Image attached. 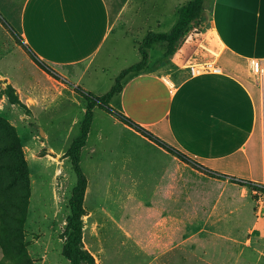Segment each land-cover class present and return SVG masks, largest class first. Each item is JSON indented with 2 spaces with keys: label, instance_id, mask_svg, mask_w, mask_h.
I'll use <instances>...</instances> for the list:
<instances>
[{
  "label": "crops",
  "instance_id": "crops-1",
  "mask_svg": "<svg viewBox=\"0 0 264 264\" xmlns=\"http://www.w3.org/2000/svg\"><path fill=\"white\" fill-rule=\"evenodd\" d=\"M185 2L169 0L149 13L146 0H0V17L72 87L69 101L80 107L73 87L94 95L110 89L118 74L103 75L106 55L135 21L169 31ZM210 7L207 24L222 48L242 61H264V0H212ZM147 27L142 38L152 31ZM190 35L171 59L175 64L191 52ZM177 66L166 74L129 73L109 105L189 162L94 108L111 119L95 124L93 112L80 152L82 246L96 264L115 245L121 264H264V208L245 184L261 182L264 171L254 85L225 71L191 76ZM88 74L94 78L87 87L82 80ZM37 91L44 99V89ZM64 95L61 89L54 98ZM76 121L58 144L41 131L48 152L63 154L76 137L67 140ZM61 189L68 201L72 188ZM68 214L67 207L63 223Z\"/></svg>",
  "mask_w": 264,
  "mask_h": 264
},
{
  "label": "rangeland",
  "instance_id": "rangeland-1",
  "mask_svg": "<svg viewBox=\"0 0 264 264\" xmlns=\"http://www.w3.org/2000/svg\"><path fill=\"white\" fill-rule=\"evenodd\" d=\"M170 1L188 2L189 0ZM211 1L205 3V15L210 11ZM168 2L169 0H146L145 10L153 13ZM151 22L150 20L143 25V22L136 20L125 39L119 45H113L114 49L106 55L104 76L109 78L113 72L118 74L122 69L140 60L137 44L142 39L143 32L148 29L147 26H151L150 30L155 32H168L165 25L158 29L153 27ZM142 26L146 27L143 29ZM15 30L14 27L9 28L3 17H0V186L10 182L6 190L0 191V202L9 201L17 188L21 189L23 196H28L27 199L24 198L28 204L23 231L18 240L20 248L17 249L12 242L2 241L0 238V264H27L21 252L25 253L32 264H68L60 249L61 243L65 240L62 234L65 228L63 215L65 208L68 207V201L62 195L61 185L63 184L67 191L70 190L75 182V175L70 163L64 160L65 151L63 154L48 152L43 145L41 131L48 135L47 141L58 144L64 139V131L67 130L70 121L76 118L77 121L71 126L67 139L69 142L79 134V122L82 120L84 106L79 107L77 103L69 101L72 87L58 76L51 66L35 58L25 48ZM113 39L115 37L112 41ZM186 43L188 45L190 43L192 50L185 61H181V57L175 58L181 70H186L188 73V65L211 63L220 71L238 75L254 85L263 144L264 102L262 100L264 99L257 79L249 69L250 62L242 61L225 51L215 40L207 23L200 31H194ZM163 50L162 44H156L148 50L147 67L151 68V71L161 70V74H166L169 69L179 68L172 60L161 61ZM40 70L50 78L47 79L44 74L40 76ZM93 78L94 74L85 75L82 84L88 87ZM39 89H44V99L39 96L37 91ZM61 89L65 95L55 99V95L61 92ZM33 99L37 100L34 106H32ZM93 112L95 124L109 123L111 118L108 114L98 109H94ZM29 149L33 151L35 157L30 156ZM16 150L23 155L28 169V182L25 175L19 176L16 175L18 172L15 174L10 170L9 165L12 163L10 161L15 160ZM184 157L187 159L186 162H189L185 155ZM12 212L13 209L9 204L0 206V226L3 231L11 223L8 216ZM52 223L54 227L50 229ZM116 248L118 247L115 245L101 255L102 264H121L122 258L120 252L115 251Z\"/></svg>",
  "mask_w": 264,
  "mask_h": 264
},
{
  "label": "trees",
  "instance_id": "trees-1",
  "mask_svg": "<svg viewBox=\"0 0 264 264\" xmlns=\"http://www.w3.org/2000/svg\"><path fill=\"white\" fill-rule=\"evenodd\" d=\"M208 0H189L185 4L181 5L177 9V19L174 25L168 32H153L148 31L144 37L137 44V51L140 56V60L124 69H122L114 79V83L110 89L101 95H94L90 92L84 91L79 86H74L73 91L79 96L84 104L83 118L80 122L79 134L74 137L67 149L65 150V157L70 163L71 169L75 175V183L71 189L68 199L69 214L65 219V228L63 236L65 240L62 245L61 254L68 264H96L94 257L82 246V216L84 215L83 209V196L86 186V178L80 168V152L84 146L87 138V134L90 129V125L93 117V109L98 108L113 117L120 122L134 128L139 131L156 144L175 154L180 160L186 162V158L183 154L179 153L172 147L163 143L160 139L153 136L148 131H145L135 123H133L128 117L115 110L109 105L110 100L120 92L121 81L129 73H140L143 71H151L152 69L147 67L148 50L156 44L163 45V53L160 57L162 62H169L176 52L179 50L186 38L194 31L201 30L208 22L205 15V3ZM12 162V163H11ZM10 170L14 171L16 175H25L28 182L27 167L23 159V155L19 150L15 152V160L10 161ZM200 170L209 172L207 169L199 167ZM21 174V175H20ZM24 181V180H23ZM246 182V186L250 189L251 185ZM10 182L3 186H0V191L6 190ZM28 196H23L21 189H15V192L10 197L9 201L0 202V206L9 204L13 209V212L8 217L11 219V223L4 231L0 226V238L2 241H10L13 246L19 249L18 240L21 237L23 231V224L27 212V200ZM21 256L27 264H32L29 258L24 252H21Z\"/></svg>",
  "mask_w": 264,
  "mask_h": 264
},
{
  "label": "built area",
  "instance_id": "built-area-1",
  "mask_svg": "<svg viewBox=\"0 0 264 264\" xmlns=\"http://www.w3.org/2000/svg\"><path fill=\"white\" fill-rule=\"evenodd\" d=\"M250 62L249 69L253 76L256 77L261 96L264 99V61L257 59H249ZM189 75H199L205 72H220V69L213 66L211 63H201L188 65ZM264 102V100H262ZM251 185V193L255 196V203L258 208H264V171L262 173L261 182H249Z\"/></svg>",
  "mask_w": 264,
  "mask_h": 264
}]
</instances>
